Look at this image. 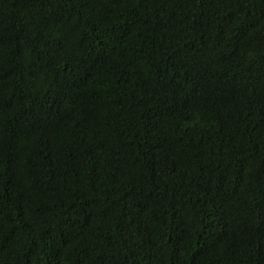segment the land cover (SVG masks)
Returning a JSON list of instances; mask_svg holds the SVG:
<instances>
[{"label": "trees", "instance_id": "16d2710c", "mask_svg": "<svg viewBox=\"0 0 264 264\" xmlns=\"http://www.w3.org/2000/svg\"><path fill=\"white\" fill-rule=\"evenodd\" d=\"M0 264H264V0H0Z\"/></svg>", "mask_w": 264, "mask_h": 264}]
</instances>
